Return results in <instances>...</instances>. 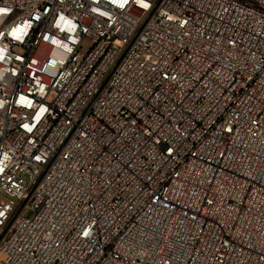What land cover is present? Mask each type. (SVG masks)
<instances>
[{
  "label": "built area",
  "instance_id": "built-area-1",
  "mask_svg": "<svg viewBox=\"0 0 264 264\" xmlns=\"http://www.w3.org/2000/svg\"><path fill=\"white\" fill-rule=\"evenodd\" d=\"M0 9V264H264V0Z\"/></svg>",
  "mask_w": 264,
  "mask_h": 264
},
{
  "label": "clouds",
  "instance_id": "clouds-1",
  "mask_svg": "<svg viewBox=\"0 0 264 264\" xmlns=\"http://www.w3.org/2000/svg\"><path fill=\"white\" fill-rule=\"evenodd\" d=\"M21 31H22V29H15V30H13V32L11 33V35H13L14 37H16V39H20L19 33Z\"/></svg>",
  "mask_w": 264,
  "mask_h": 264
},
{
  "label": "rangeland",
  "instance_id": "rangeland-1",
  "mask_svg": "<svg viewBox=\"0 0 264 264\" xmlns=\"http://www.w3.org/2000/svg\"><path fill=\"white\" fill-rule=\"evenodd\" d=\"M25 215H27V216H29V215H31V213L30 212H26V213H24ZM2 258V255H1V253H0V259Z\"/></svg>",
  "mask_w": 264,
  "mask_h": 264
},
{
  "label": "snow or ice",
  "instance_id": "snow-or-ice-1",
  "mask_svg": "<svg viewBox=\"0 0 264 264\" xmlns=\"http://www.w3.org/2000/svg\"><path fill=\"white\" fill-rule=\"evenodd\" d=\"M0 11H3L2 9H0ZM0 35H3L2 33H0Z\"/></svg>",
  "mask_w": 264,
  "mask_h": 264
}]
</instances>
